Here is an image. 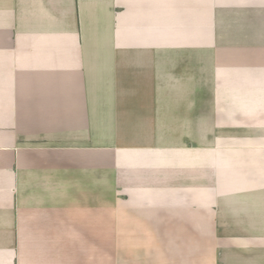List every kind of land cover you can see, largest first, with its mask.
<instances>
[{
    "label": "crops",
    "instance_id": "0c3cea01",
    "mask_svg": "<svg viewBox=\"0 0 264 264\" xmlns=\"http://www.w3.org/2000/svg\"><path fill=\"white\" fill-rule=\"evenodd\" d=\"M190 224L264 258V0H0V264Z\"/></svg>",
    "mask_w": 264,
    "mask_h": 264
},
{
    "label": "rangeland",
    "instance_id": "374dc122",
    "mask_svg": "<svg viewBox=\"0 0 264 264\" xmlns=\"http://www.w3.org/2000/svg\"><path fill=\"white\" fill-rule=\"evenodd\" d=\"M150 228L153 231V228ZM173 228L175 229L174 232L170 230L159 231L160 236L155 235L153 241L131 242L125 245L116 240L120 227L114 226L112 242L113 264H135L137 252L140 254V258L137 260L139 264H163L157 258L162 255L159 251L166 255L164 264H223V260H226L221 256L222 253L218 252L215 241L198 240L201 237L199 235V226L190 224ZM142 233H144V230ZM158 238L162 240H155ZM133 251L136 253L134 254L135 257H132L131 254ZM126 257H128L127 260ZM244 260L245 264L249 260L253 264H264V258H248Z\"/></svg>",
    "mask_w": 264,
    "mask_h": 264
}]
</instances>
